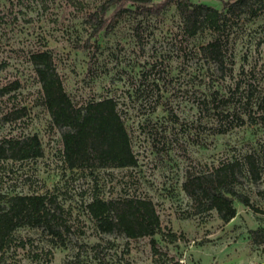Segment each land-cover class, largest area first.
I'll return each mask as SVG.
<instances>
[{
  "label": "rangeland",
  "instance_id": "374dc122",
  "mask_svg": "<svg viewBox=\"0 0 264 264\" xmlns=\"http://www.w3.org/2000/svg\"><path fill=\"white\" fill-rule=\"evenodd\" d=\"M106 1L0 0V62L6 66L0 85L21 82L15 98L0 99V115L13 104L27 110L21 120L0 125V140L36 134L42 146L37 159L0 162V194L54 196L69 229L64 245L54 247L38 230L19 231L26 247L17 250L16 263L264 264V241L255 243L250 233L264 228V10L253 19H234L219 69L199 53L213 33L185 35L173 5L157 14L131 8L94 38L87 17ZM190 1L220 10L230 0ZM34 51L52 55L74 105L116 101L136 166L92 175L65 166L60 130L51 124L28 63ZM249 155L255 177L243 165ZM235 163L231 188L249 204L235 198V216L223 222L194 202L183 184ZM94 192L106 200H150L162 232L153 237L157 255L148 237L96 231L85 211Z\"/></svg>",
  "mask_w": 264,
  "mask_h": 264
},
{
  "label": "trees",
  "instance_id": "16d2710c",
  "mask_svg": "<svg viewBox=\"0 0 264 264\" xmlns=\"http://www.w3.org/2000/svg\"><path fill=\"white\" fill-rule=\"evenodd\" d=\"M128 2L129 7H126ZM150 2L152 1L104 2L87 17L92 36L97 38L109 27L111 21L132 11L131 8L135 13L146 11L157 14L173 5L181 19L185 35L194 37L204 29L213 33V38L199 48V53L206 61L222 69L223 37L227 36L226 32L234 19H253L264 10V0H230L224 2L220 10L207 4L192 3L190 0H166L160 4ZM111 9V15L106 18ZM28 63L39 85L41 103L51 124L60 130V158L68 169H78L92 175L97 170L136 166L137 159L132 151L129 134L113 98L91 100L82 106L74 105L63 88L53 57L48 51L31 52ZM5 67V63L0 62V72ZM20 88L19 79L1 84L0 99L6 96L8 99L15 98ZM26 115L25 107L13 104L11 109L0 115V125L21 120ZM41 156L42 146L36 134L0 140V162H24ZM252 159L250 155L246 156L243 165L248 168V174L255 177L256 167ZM232 165L223 166L208 177H189L183 184V189L194 202L207 210H215L223 222L234 218L235 198L244 205L249 204L244 196L236 194L231 188L235 177L234 169L238 164ZM85 211L99 233L126 239L148 237L152 253L157 255L153 237L162 232L159 217L150 200L139 197L106 200L94 192L90 202L85 205ZM64 222L52 195L0 194V264H17V250L26 247L25 239L17 235L21 230H38L49 238L53 247L64 245L63 236L69 231ZM250 233L255 243L264 241V228ZM167 237L175 239L173 234H167ZM99 263L105 264L103 260H99Z\"/></svg>",
  "mask_w": 264,
  "mask_h": 264
}]
</instances>
